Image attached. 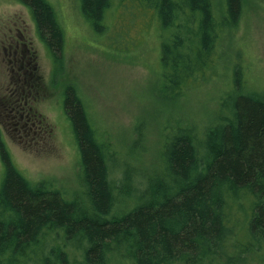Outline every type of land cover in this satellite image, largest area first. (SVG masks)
Returning <instances> with one entry per match:
<instances>
[{"label": "trees", "instance_id": "1", "mask_svg": "<svg viewBox=\"0 0 264 264\" xmlns=\"http://www.w3.org/2000/svg\"><path fill=\"white\" fill-rule=\"evenodd\" d=\"M16 1L30 10L53 61L63 60L65 32L53 3ZM78 1L100 38L124 36L116 14L132 24L154 21L157 113L165 119L157 126L160 151L147 166L144 122L123 148L95 127L79 91L68 86L64 111L79 155L71 190L26 178L0 141L7 167L0 264H264V90L249 86L234 62L213 108L188 114L183 103L211 82L248 0Z\"/></svg>", "mask_w": 264, "mask_h": 264}, {"label": "rangeland", "instance_id": "2", "mask_svg": "<svg viewBox=\"0 0 264 264\" xmlns=\"http://www.w3.org/2000/svg\"><path fill=\"white\" fill-rule=\"evenodd\" d=\"M50 1L65 32V58L57 64L39 39L30 10L16 0H0V132L14 166L31 181L75 186L79 155L64 111L68 86L79 91L95 127L123 148L135 141L136 126L144 122L142 160L152 165L160 151L157 126L165 119L157 113L163 110L156 103L160 44L151 16L132 24L116 14L117 31L125 33L109 40L93 34L78 0ZM221 53L211 82L184 100L188 114L213 108L214 98L232 81L234 62L249 86L264 90V0L246 2ZM6 170L0 156V186Z\"/></svg>", "mask_w": 264, "mask_h": 264}, {"label": "flooded vegetation", "instance_id": "3", "mask_svg": "<svg viewBox=\"0 0 264 264\" xmlns=\"http://www.w3.org/2000/svg\"><path fill=\"white\" fill-rule=\"evenodd\" d=\"M34 24H35V23H34ZM35 29H36V25H35ZM36 33H37L39 39L41 40V38H40V36H39V34H38V32H37V29H36ZM0 141H2V143H3L4 146H5V148L7 149L6 144L4 143V139H3V137H2V133H1V132H0ZM0 154H1V153H0Z\"/></svg>", "mask_w": 264, "mask_h": 264}]
</instances>
